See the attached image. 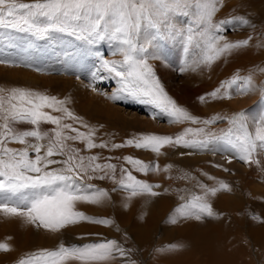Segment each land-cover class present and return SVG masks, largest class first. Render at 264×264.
I'll list each match as a JSON object with an SVG mask.
<instances>
[{"label":"rangeland","instance_id":"374dc122","mask_svg":"<svg viewBox=\"0 0 264 264\" xmlns=\"http://www.w3.org/2000/svg\"><path fill=\"white\" fill-rule=\"evenodd\" d=\"M217 9L213 17L217 27L211 29L212 34L219 38L215 48L200 35L203 28L194 24L191 15L177 14L162 29V37L155 40L150 36L147 38L151 43L144 53L164 92L195 117L196 123H170L169 118L153 105L122 90L120 78L104 67L105 61L123 60L115 41L78 38L77 35L58 31L37 38L30 33H5L0 30V61H4L0 62V90H3L0 95L7 96L13 89H24L65 101L64 107L78 120L69 119L66 114L51 109L45 111L63 117L62 124H71L80 132L91 133L95 144L106 147L88 149L86 141L80 140H69L66 144L78 150L86 165L88 157L96 156L93 166L97 163L116 166L115 172L107 168L95 172L89 169L77 182L88 192L103 190L107 193L113 222L107 225L94 223L98 228L95 231L84 236L69 234L50 249L57 250L61 244L84 247L115 241L124 254L114 251L113 258L99 264H188L185 255L190 251L201 258V262H196L195 258L193 264H206L207 255L192 250L190 245L177 249L176 240L171 239L172 235L179 234L178 225L196 219L195 215L186 218L183 211L178 212L177 209L199 196L200 203L210 205L213 214L227 222L228 227L232 226V230H228L231 237L229 243L235 247L232 244L240 241L238 264H264V150L258 148L252 157V161L259 163H245L234 149L222 142L209 143L206 148L170 144L163 146L159 153L126 144L129 140L135 142L152 135L175 139L189 128L193 132L184 135L185 140L210 139L209 134L218 136L228 130L231 127L228 118L241 112L247 113L249 129L254 131L253 121L264 111L260 95L264 89V0H220ZM189 36L192 38L189 39ZM147 40L142 36L139 43L147 44ZM242 41H247V45L222 53L217 51L224 43ZM249 76L252 77L250 90ZM218 89L219 93L213 97L211 94ZM201 97H204L203 101ZM214 117L221 119L204 123ZM16 127L25 130L33 126L20 123ZM54 128L55 125L41 124V129L48 131L49 135L53 134ZM199 129L203 132L197 133ZM65 132L76 135L68 129ZM29 139L32 143L45 146L40 153L43 155L48 141ZM113 145L124 146L113 148ZM8 147L21 149L25 145L11 143ZM30 154L34 158L35 153L30 150ZM124 157L140 160L153 170L138 171ZM66 158L55 155L49 159L63 161ZM64 167L62 163H54L45 170ZM121 169L126 171L122 173ZM129 172L136 180L153 186L152 191L157 195L137 189L138 194L133 196L131 189H125L119 183L121 179L127 183ZM222 185L228 188L224 189ZM212 189L216 190L215 195L211 194ZM122 198H134L126 206L123 205L124 209H133L126 212L131 217L126 225L120 223L122 217L116 211L121 209V214L124 213L117 202ZM226 199L228 203L224 201ZM155 210L158 211L157 224L149 229L150 241L143 247L136 242L138 231L135 225L137 228L140 225L145 227L146 223L148 225L147 216L154 214ZM193 211L198 212V209ZM89 215L90 220H109L103 217L100 208L89 212ZM2 216L4 219L9 217ZM124 219L127 220V217ZM17 221L14 218L13 223L6 225L5 231L10 235L8 240L20 236L23 243L38 237L37 243L46 244L48 239H56L59 234L35 224L25 225ZM87 222L84 220V224ZM40 252L22 254L13 262L8 259L9 255H4L0 264H20L22 259ZM3 253L8 254V251H0V254ZM175 259L179 262L174 263Z\"/></svg>","mask_w":264,"mask_h":264},{"label":"snow or ice","instance_id":"6c2138e0","mask_svg":"<svg viewBox=\"0 0 264 264\" xmlns=\"http://www.w3.org/2000/svg\"><path fill=\"white\" fill-rule=\"evenodd\" d=\"M219 3L220 0H31V2L0 0V30H4L5 33L7 31L30 33L37 38L47 37L51 32L58 31L77 35L78 38H107L115 41L118 45L117 52L123 56V60L111 63L105 61L104 67L120 78L122 90L153 105L169 118L170 123L184 121L196 123L195 117L178 106L164 92L155 79L144 53L151 43L147 38L150 36L155 40L162 37V29H165L171 17L177 14L191 15L194 24L203 28L200 35L208 39L215 48L219 38L212 34L211 29L217 27L213 23V17ZM142 36L147 40V44L139 43ZM191 38L189 36V39ZM246 45L247 41L224 43L217 51L222 53ZM247 81L250 90L252 77L249 76ZM231 83L234 81L229 83V87ZM219 91L218 89L211 95L215 97ZM2 92L3 90H0V93ZM260 95L264 101V89L260 91ZM200 99L203 101L204 97ZM64 104L65 101L56 97L24 89H13L7 96L0 95V197H2L0 213L5 216L23 217L27 223L52 232H58L81 220L109 224L107 220H90L75 210L77 202L99 204L107 196L103 190L88 192L77 182L83 179V174H87L89 169L93 172L103 171L105 168L113 172L116 170L113 164L97 163L93 166L92 162L97 160L96 156L88 157L89 163L86 165L85 158L78 155V150L66 144L69 140H80L86 141L88 149L106 147L104 144H95L91 139V133L80 132L71 124H62L63 117L53 116L45 111L51 109L66 114L69 119L78 120L79 118L64 107ZM217 119L221 117H214L213 120L204 123H213ZM228 122L231 125L228 130L218 136L209 134L210 139L185 140L184 135L193 132V129L189 128L184 135L175 139L152 135L135 142L129 140L126 144L159 153L163 146L170 144L206 148L209 143L222 142L234 149L239 159L245 163H259L252 161V157L258 148L264 150V111L253 121L254 131L249 129L247 113H237L228 118ZM20 123H27L33 127L21 130L16 127ZM41 124L55 125L53 134L49 135L48 131L42 130ZM65 129L75 132L76 135L67 134ZM196 131L200 133L203 129ZM29 138L35 141H48L43 155L40 153L45 146L32 143ZM11 143L25 147L21 149L8 147ZM123 146L113 145V148ZM30 150L35 153L34 158ZM55 155L67 158L63 161L49 159ZM124 159L138 171L153 170L140 160L132 157ZM54 163H62L65 167L59 170H45ZM125 171L121 169L122 173ZM119 183L125 189H131L133 196L138 194L137 189L153 196L157 195L152 191L153 186L136 180L130 172L127 173V183L123 179ZM222 188L227 189L228 186L222 185ZM215 193L216 190L212 189L211 194ZM200 201L201 197L196 196L190 204L182 206L177 211H183L186 218L195 215L196 219H200L199 213L211 216L213 213L210 205ZM196 209L198 212L193 211ZM9 250L7 244L0 243V251ZM114 251L124 254L123 249L118 248L115 241L84 247H67L61 244L57 250H42L40 253L32 254L30 258L22 259L20 264H66L68 261L99 264L113 258Z\"/></svg>","mask_w":264,"mask_h":264},{"label":"bare ground","instance_id":"6f19581e","mask_svg":"<svg viewBox=\"0 0 264 264\" xmlns=\"http://www.w3.org/2000/svg\"><path fill=\"white\" fill-rule=\"evenodd\" d=\"M133 199L128 198L126 200V199L122 198V199H119L120 201L119 200L117 201L119 204V208H122L123 212H124L123 214H121V212H120L121 209L116 210L118 213H120V216L122 217L120 220V223L122 225H126L127 223H130V220H128V218L130 219L131 217H130V215H127V213L133 209H131V210L130 209H124V206H126L127 202H129L130 200L133 201ZM224 201L226 203H228L227 199ZM161 202L163 203L164 201H161ZM226 206L224 205V207H226ZM141 207L142 206H140V208ZM98 208L101 209V212L104 215V216L101 215V217L102 216L108 217L109 218L108 221L111 224L113 222L112 221V217H113L112 212L113 211L110 209L109 196L108 195L99 204H89V203H85V202H77L75 205V210L80 212V213H83L88 218H90L89 212H95V210ZM135 210H136V208H135ZM156 211L157 210H155L154 214H150L148 216L146 215L148 217V225L146 222H145L146 223L145 227L140 225V227L137 228V225H135L136 232L138 231V236L136 238V242L139 245H142L143 247L147 246L148 242L150 241V230L149 229L154 228L157 224V221L155 219L157 218L158 213H156ZM2 215H4V214L0 213V216H1L0 217V237H1L0 241H3L2 243L7 244L9 246L10 250L8 251V254H4V253L0 254V258L3 257L4 255H9L8 259L11 262L16 260L17 257H19L22 254H25V255L29 254L30 255L31 253H34L37 250H41V251L42 250H49V251H51L52 250V249H50L51 246H54L59 240H61V238H63L64 236H67L69 234H73V235H82L83 234L82 236H84V235L98 229L97 225H95L94 223L91 224V222H89V223L87 222L86 224H84V220H81L76 224L68 225L67 227L58 231L59 234H58V236H56L57 238L55 237V235H56L55 234L56 232H55L53 234V236L56 239H52V240L48 239L46 244H42L39 242L37 243V239H38L37 236H36L37 239H34V237L32 239L29 238V239H27L26 242L23 241V243H22V241H21L22 239H20V236H18L16 239H13V240L7 239V237H10V235H7L8 232L5 231L6 225L7 224L9 225V223H13L14 218H16L20 223L21 222H24V224L25 223L28 224V223L25 221V219L23 217L9 216L7 218L4 215L6 217V219H4V217ZM199 215H200V219H194L190 222H185V223L182 222L180 225H178L179 234L177 236H175V235L171 236L172 240H176V243H175L176 246L175 247L177 249H180V248L186 247L187 245L188 246L190 245L192 250H196L198 253H201V255L205 254L208 256L206 259V264H238V261H239L238 256H239L240 251H241L240 241L237 240L235 243L232 244V245L235 244L234 245L235 247H231V243H229L231 237L228 234V230H229L230 226L228 227V223L223 221L220 218V216L215 215V214H212L211 216H209V215H207V213H199ZM126 217H127V220L124 219ZM131 221H134V220L131 219ZM10 226L12 227V225H10ZM21 228H24V227H21ZM26 228H27V226H26ZM31 229H29V231ZM230 230H232V226H231ZM50 238H52V237H50ZM17 248H20V249H17ZM181 255H183V254H181ZM185 256L188 258V260H186L188 262V264H190V263L193 264L195 258H196L195 259L196 262H201L200 261L201 258L199 257L200 255L198 256V255L192 254L191 251L189 252V254H186ZM191 257L193 259H191ZM202 257H204V256H202ZM184 259H185V257H184ZM176 261L179 262V259H177V260L175 259L174 263H176ZM186 261L183 263H186ZM70 263L77 264V263H80V261L77 263H76V261L66 262V264H70Z\"/></svg>","mask_w":264,"mask_h":264}]
</instances>
